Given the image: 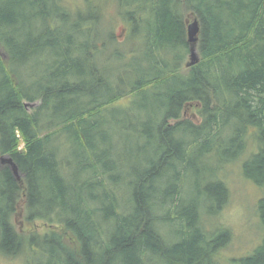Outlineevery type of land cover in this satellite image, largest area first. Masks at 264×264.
Segmentation results:
<instances>
[{
	"label": "trees",
	"instance_id": "1",
	"mask_svg": "<svg viewBox=\"0 0 264 264\" xmlns=\"http://www.w3.org/2000/svg\"><path fill=\"white\" fill-rule=\"evenodd\" d=\"M115 1L123 38L99 3L0 0V158L23 175L0 169V255L264 264V239L224 261L232 229L205 227L229 201L235 162L264 188V0ZM187 13L200 22L194 65ZM193 102L201 122L184 117ZM22 196L24 232L13 222ZM258 213L264 230V196Z\"/></svg>",
	"mask_w": 264,
	"mask_h": 264
},
{
	"label": "rangeland",
	"instance_id": "2",
	"mask_svg": "<svg viewBox=\"0 0 264 264\" xmlns=\"http://www.w3.org/2000/svg\"><path fill=\"white\" fill-rule=\"evenodd\" d=\"M65 3L72 12H78L80 9L84 10L90 6L89 4L96 6V4L99 3V5L102 6L101 13L103 15V26H106L105 30L108 31V29H112L119 38L125 36L127 24L125 19L118 12V6L115 0H65ZM192 18L193 16L190 13L186 14L187 24ZM32 71L35 72V69L31 68L30 73H32ZM124 102L127 103V101ZM26 104L27 108L32 112L39 102L26 101ZM184 117L190 118L195 122H201L200 104L198 102L188 104ZM249 142V151L246 152V155L256 147L252 136L249 137ZM122 146L123 143L117 142V148L122 149ZM240 162L241 161L235 162V164H232L225 171V180L231 191L228 203L221 214L216 216V218L209 214L205 217V227L208 232L216 230L222 223L230 227L233 231V241L222 250L224 261L251 254L264 239V230L260 225L261 218L258 213L259 201L264 196V188L257 186L242 175L239 166ZM4 165H10L15 176L22 179V173L14 167L7 155L0 158V169H2ZM26 213V199L22 196L18 202L17 212L13 216V222L16 228L21 232L25 230L26 223L24 221ZM37 228L39 231L43 232L48 230L50 226L43 222H38ZM27 255V252L14 258L0 255V264H24Z\"/></svg>",
	"mask_w": 264,
	"mask_h": 264
},
{
	"label": "water",
	"instance_id": "3",
	"mask_svg": "<svg viewBox=\"0 0 264 264\" xmlns=\"http://www.w3.org/2000/svg\"><path fill=\"white\" fill-rule=\"evenodd\" d=\"M187 28H188V39L190 42V50H191L189 65H194L200 59L198 51H197V47H196V44H197L198 39H199V32H200V22H199L198 18H196V17L192 18V20H190V22L188 23ZM11 162H12V160H11ZM14 167L16 168L15 165H14Z\"/></svg>",
	"mask_w": 264,
	"mask_h": 264
}]
</instances>
